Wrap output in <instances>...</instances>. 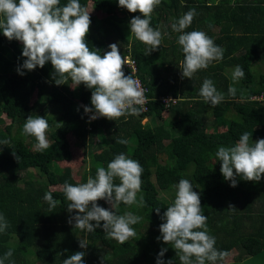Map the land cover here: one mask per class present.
<instances>
[{
	"label": "trees",
	"instance_id": "obj_1",
	"mask_svg": "<svg viewBox=\"0 0 264 264\" xmlns=\"http://www.w3.org/2000/svg\"><path fill=\"white\" fill-rule=\"evenodd\" d=\"M88 1L79 0L86 8ZM67 2L60 0V6ZM93 2L105 17H90L86 43L102 55L110 50V41L124 43L120 54L136 62L137 76L147 89L146 110L115 121L90 120L84 107H92V90L81 84L74 97L70 79L57 86L50 61L30 72L23 69L22 43L9 41L0 30V141H9L0 143V213L9 225L0 233V258L11 248L13 256L5 264H62L77 251L85 252L84 264H156L160 251L167 249L162 257L165 264L169 260L180 264L173 246L158 237L162 217L175 198L173 185L187 179L200 196L215 247L229 254L233 249L238 252L229 264L258 260L264 256V176L259 182L237 177L233 188L221 174L216 152L220 146H234L244 132L252 133L253 142L264 139V71L259 70L264 65V0H161L151 14V26L161 31L163 39L150 54V46L131 35L130 21L139 12L119 7L118 0ZM193 8L196 15L184 31L205 32L224 54L222 60L188 79L182 77L184 56L177 42L183 33L171 26ZM237 65L245 77L235 82L232 72ZM123 71L131 75L125 66ZM205 78L224 94V101L216 106L199 95ZM229 86L236 88L235 96L229 95ZM165 98L176 103L166 104ZM29 115L47 119L49 148L38 151L35 138L23 134ZM209 118L222 129L209 130ZM69 137L74 146L83 147L80 180L68 166L72 160ZM119 139L127 144L116 143ZM121 153L143 167L137 199L143 196L145 201L144 207L121 202L113 209L117 215L132 212L143 218L133 225L136 236L124 244L106 236L102 221L93 232L69 223L77 212L68 211L62 190L65 182L76 185L86 183L89 176L95 178L98 166L107 168ZM87 160L92 162L91 169ZM114 183L119 184V178ZM47 192L59 201L55 208L50 209L43 199ZM161 192L171 196L169 203L159 197ZM97 204L111 208L105 200ZM229 204L236 210H228ZM79 240H86L88 247L81 249ZM242 255L245 259H240Z\"/></svg>",
	"mask_w": 264,
	"mask_h": 264
},
{
	"label": "clouds",
	"instance_id": "obj_2",
	"mask_svg": "<svg viewBox=\"0 0 264 264\" xmlns=\"http://www.w3.org/2000/svg\"><path fill=\"white\" fill-rule=\"evenodd\" d=\"M160 3L161 0H118L119 7L141 14L131 19L129 27L132 36L150 46L149 54L161 46L163 39L161 31L151 26V14ZM195 15V9H190L171 26L174 32L183 33L178 36L177 42L184 56L180 65L182 77L188 79L198 70L208 68L213 61L222 60L224 54V50L205 32L184 31ZM90 24V13L79 0H68L64 6H60V0H0V30L9 41L22 43V56L26 58L23 69L30 72L37 67L43 68L50 61L57 86L66 84L70 79L75 88L83 84L91 89L92 107H84V112L91 114L90 120L102 117L115 121L125 115L138 114L146 98L139 81L132 75L126 76L123 71L125 58L129 57H122L117 43L110 44V50L103 55L100 50H90L86 43ZM17 72L24 74L20 68ZM244 77L242 66L237 65L232 72L233 81L238 82ZM236 91L235 87L229 86L230 96H235ZM199 95L212 106L225 99L208 78L204 79ZM48 129L46 118L29 115L23 125V134L35 138V148L39 151L50 147L46 135ZM0 143L7 144L9 141ZM116 143L127 144V141L119 139ZM216 157L221 162L222 176L231 182L233 188L237 186V177L259 182L264 176V139L253 142L252 133L244 132L234 146H220ZM142 173L143 167L137 160L121 153L107 164V168L98 166L95 178L89 176L86 183L72 185L65 182L62 190L69 202L68 211L77 212L69 223L74 221L75 228L93 232L102 221L106 236L120 244L135 237L133 225L143 218L132 212L117 215L113 209L121 202L127 206H145L143 196L137 199ZM115 178H119V184L114 183ZM173 188L175 198L162 217L164 223L159 227L161 237L158 239L162 238L165 244L173 246L180 264H217L224 261L229 253L215 247V237L209 234L207 216L203 214L200 196L193 191L192 183L180 179ZM43 199L50 209L59 203L51 192L45 193ZM99 200L107 201L111 208L100 207L97 204ZM228 210L236 208L229 204ZM155 211L159 215L160 208ZM92 221L96 222L95 225ZM8 226L6 218L0 213V233ZM79 246L87 248V241L79 240ZM166 251H160L156 264H165L162 257ZM12 256L13 249L10 248L0 258V264H5ZM84 256V251H77L64 259L62 264H84ZM167 264H172V261Z\"/></svg>",
	"mask_w": 264,
	"mask_h": 264
},
{
	"label": "rangeland",
	"instance_id": "obj_3",
	"mask_svg": "<svg viewBox=\"0 0 264 264\" xmlns=\"http://www.w3.org/2000/svg\"><path fill=\"white\" fill-rule=\"evenodd\" d=\"M87 10L90 13V17H97V18L105 17V15L102 12L96 11V9L94 8L93 0H89L88 1ZM117 14L120 15L121 17L124 16V13L122 11H118ZM217 32L218 31L216 30L215 33H217ZM129 39H131V37ZM110 42L111 43H116V41H110ZM106 43H107V40H106ZM124 46H125L124 43L123 44H119V49L125 48ZM254 68H258V67L254 66ZM259 70H261L260 72H263L264 71V65H262L261 69H259ZM254 73H258V72L254 71ZM73 88H75V85L71 86V89H72V91L74 93V97H75L76 95H78V91H77L76 88L75 89H73ZM170 101H171V103H170ZM170 101H169L170 104L176 103L175 100L171 99ZM33 103H34V101L32 102V104ZM1 119H3L5 121V116L3 115L1 117ZM208 121H209V123H207L206 126L209 128V130L211 129L212 131L213 130L218 131V130L222 129L220 127V125H218L217 123L213 124V122H212L213 120L212 119L209 118ZM212 127H215V128H212ZM69 139H71V137H69ZM98 139H99V137H98ZM70 141H71V143H70L71 145L70 146H71V150H72V160L70 161L68 166L72 170V176L76 180H80V178L82 176V171H83V165H82L83 147L79 146L78 143H76L77 145L74 146V139L73 138ZM87 163H88L87 167L91 169L92 168V166H91L92 162L90 164V162L87 160ZM64 167H65V165H64ZM159 197L164 198L168 203H169V200H171V196L169 194L166 195L164 192H161L159 194ZM237 256H238V252L235 249H233V251L229 254V256L226 257L224 261H222V264H229V263L234 262L233 260H235ZM240 259H245V256L242 255V258H240ZM246 262H248L247 264H264V256H262L258 260H255L253 258H249Z\"/></svg>",
	"mask_w": 264,
	"mask_h": 264
},
{
	"label": "built area",
	"instance_id": "obj_4",
	"mask_svg": "<svg viewBox=\"0 0 264 264\" xmlns=\"http://www.w3.org/2000/svg\"><path fill=\"white\" fill-rule=\"evenodd\" d=\"M125 59H126V64L124 66L130 70V74L133 76V78H135V79H137L139 81L141 87L144 89V95H145V98H146L147 89L145 88V86H143L140 78L137 76L138 68H137L136 62L133 59H131V58H125ZM170 100H171V98H165L162 101L164 103L168 104ZM146 104H147V98H146L145 104L142 106V111L146 110ZM138 107H141V106H138Z\"/></svg>",
	"mask_w": 264,
	"mask_h": 264
},
{
	"label": "crops",
	"instance_id": "obj_5",
	"mask_svg": "<svg viewBox=\"0 0 264 264\" xmlns=\"http://www.w3.org/2000/svg\"><path fill=\"white\" fill-rule=\"evenodd\" d=\"M216 30H217V29L215 28V31H214V32H216Z\"/></svg>",
	"mask_w": 264,
	"mask_h": 264
}]
</instances>
